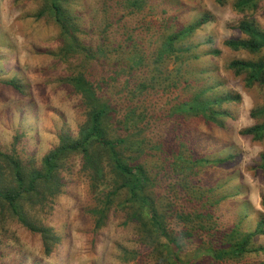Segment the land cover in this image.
Masks as SVG:
<instances>
[{
    "label": "rangeland",
    "instance_id": "obj_1",
    "mask_svg": "<svg viewBox=\"0 0 264 264\" xmlns=\"http://www.w3.org/2000/svg\"><path fill=\"white\" fill-rule=\"evenodd\" d=\"M239 2L63 0L62 8L76 19L77 38L98 60L81 63L61 58L60 30L52 13L40 15L46 9L43 0H0V80L23 89L0 82V151L12 152L13 138L19 135L18 154L32 156L39 166L62 137L74 139L87 108L68 79L83 74L100 99L110 103L116 121L128 110L145 115L137 132L142 155L135 164L148 172V189L166 233L181 245L171 253L148 219L146 225L145 218L136 219L140 208L128 201L126 190L106 205L116 187L113 175L105 168L104 177L96 180L82 170L81 156L73 155L63 162L60 192L43 206L27 207L31 219L58 238L50 254L44 253L40 235L0 211V264H169L172 255L180 264H264V253L252 252L264 245V236L252 241L250 252L239 259L212 256V251L227 247L229 233L247 231L249 220L251 229L264 217V173L259 168L264 139L241 134L262 121L250 112L264 104V85L247 87L246 74L236 76L228 68L232 60L264 59V50L249 54L224 44L245 38L237 30L241 21L264 31V0L243 8L237 7ZM186 27L194 30L176 43L181 52L160 60L165 39ZM135 52L144 61L132 68ZM168 75L186 85L180 96L167 88L170 82L163 79ZM144 82L152 87L142 91ZM201 90H207V100L226 92L241 98L210 105L228 114L218 116L217 122L176 112ZM113 127L124 132L117 124ZM225 157L230 159L224 164L211 163ZM198 160L206 161L196 164ZM188 161L193 162L190 168L176 171Z\"/></svg>",
    "mask_w": 264,
    "mask_h": 264
},
{
    "label": "trees",
    "instance_id": "obj_2",
    "mask_svg": "<svg viewBox=\"0 0 264 264\" xmlns=\"http://www.w3.org/2000/svg\"><path fill=\"white\" fill-rule=\"evenodd\" d=\"M46 5L40 15L44 12L52 13V18L60 30L61 34V57L67 60L69 57L80 59L81 63H89V61H98L93 52L86 49L81 41L77 38L76 19L71 17L68 11L62 8L63 0H43ZM220 4L222 0H217ZM254 0H240L237 7L243 8ZM134 1L132 5H135ZM209 21V20H207ZM193 27V26H192ZM194 30L186 27L171 36L167 37L162 44V50L158 53V58L163 60L164 56H171L177 52H181L176 43ZM237 30L245 37L244 39H230L224 44L232 51H245L249 54L260 53L264 50V31L261 30L253 22L241 21ZM205 43H211L210 40ZM188 50V49H186ZM219 51L215 50L214 55ZM99 53H103L101 50ZM103 57V56H102ZM132 68L139 67L144 61V57L135 52L132 57ZM83 65V64H82ZM228 68L233 71L236 76L246 74L245 85L247 87L254 84L264 85V59L256 60H232L228 64ZM158 67L155 65L154 71ZM176 72V70H175ZM163 80L170 82L167 87L175 89V95L180 96L181 92L186 89L180 85L179 80L174 75L165 76ZM0 82L13 87L15 90L22 92L23 89L14 81ZM68 82L72 85L76 92L81 95L84 105L86 106V116L83 125L79 127L78 134L74 139L62 137L59 145L49 151L42 157L38 166L34 158H23L18 154L15 144L20 140V136L16 135L13 138V149L10 153H2L0 151V211L9 215L10 219L21 224L29 232L40 235L43 241L44 253L49 255L51 245L58 241L56 236L52 235L49 228L41 225L40 222L32 220L27 212V207L43 206L49 198L54 197L60 192V171L63 162L73 156L80 155L82 159V170L91 174L94 179L104 177V169L107 168L109 173L113 175V184L116 187L107 196L105 204H111L113 198L119 194L121 190H126L128 201L137 205L140 210L139 214H135V218L144 219L146 225L147 219L152 225L155 233L165 237L170 246V252L175 254L179 251L181 245L177 242L176 237H172L166 233L163 215L159 214L155 207L153 194L148 189L151 185V178L148 172L142 165L135 164L138 157L142 155V142L137 138L139 126L145 119L142 113H135L128 110L127 113L116 121L113 115V110L110 103L101 100L97 95L98 91L83 74H78L74 77H69ZM184 83L187 84L186 81ZM140 89L146 91L151 85L144 83L140 84ZM181 91V92H180ZM207 90H201L195 93L194 99L183 102L179 105L176 112L179 114L201 115L206 120L217 122L218 116H228L226 111H217L210 108V105L215 107L223 103H237L240 101V95L237 93L226 92L224 95L216 97L212 100L204 98ZM134 96H141L133 94ZM252 118L260 117L262 121L255 123L252 127L242 131V135L252 136L255 140L264 139V104L260 105L256 110L250 112ZM120 126L124 132L118 133L112 125ZM219 126H222L218 124ZM111 132H113L111 134ZM128 152L136 153V156L128 154ZM230 157L218 158L211 163L224 164ZM206 160H198L196 164H204ZM185 162V161H184ZM193 162H186V166H177L176 171H183L185 168H190ZM259 168L264 173V152L260 154ZM106 173V172H105ZM260 206L264 210V197L261 199ZM144 213V214H143ZM143 220V221H144ZM142 221V222H143ZM251 220H249L247 231L233 230L226 237L229 241L227 247L212 251V256L215 259L223 260L239 259L242 255L250 252L249 246L252 241L264 236V217H260L250 229ZM151 229L149 233L151 234ZM252 252L264 253V245H259L258 248L252 249ZM170 253V255H171ZM173 256V255H172ZM166 260L169 264H180L181 262L172 257ZM172 259V260H171Z\"/></svg>",
    "mask_w": 264,
    "mask_h": 264
}]
</instances>
